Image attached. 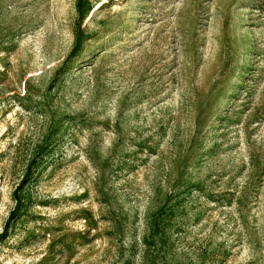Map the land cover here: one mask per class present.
Returning <instances> with one entry per match:
<instances>
[{
  "label": "rangeland",
  "instance_id": "obj_1",
  "mask_svg": "<svg viewBox=\"0 0 264 264\" xmlns=\"http://www.w3.org/2000/svg\"><path fill=\"white\" fill-rule=\"evenodd\" d=\"M0 264H264V0H0Z\"/></svg>",
  "mask_w": 264,
  "mask_h": 264
},
{
  "label": "trees",
  "instance_id": "obj_2",
  "mask_svg": "<svg viewBox=\"0 0 264 264\" xmlns=\"http://www.w3.org/2000/svg\"><path fill=\"white\" fill-rule=\"evenodd\" d=\"M14 215V211H11V213L9 214L7 221L5 222V224L3 225V229L1 231V234L4 235L7 231L8 228V224H9V220L12 218V216Z\"/></svg>",
  "mask_w": 264,
  "mask_h": 264
}]
</instances>
